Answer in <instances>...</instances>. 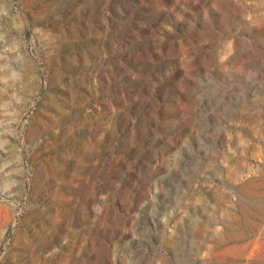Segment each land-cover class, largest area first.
Here are the masks:
<instances>
[{
	"label": "rangeland",
	"instance_id": "rangeland-1",
	"mask_svg": "<svg viewBox=\"0 0 264 264\" xmlns=\"http://www.w3.org/2000/svg\"><path fill=\"white\" fill-rule=\"evenodd\" d=\"M0 264H264V0H0Z\"/></svg>",
	"mask_w": 264,
	"mask_h": 264
}]
</instances>
